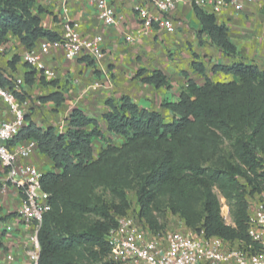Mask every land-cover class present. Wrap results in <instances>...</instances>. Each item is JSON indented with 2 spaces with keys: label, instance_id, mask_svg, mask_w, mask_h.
Masks as SVG:
<instances>
[{
  "label": "trees",
  "instance_id": "16d2710c",
  "mask_svg": "<svg viewBox=\"0 0 264 264\" xmlns=\"http://www.w3.org/2000/svg\"><path fill=\"white\" fill-rule=\"evenodd\" d=\"M32 3L0 0V45L9 34L27 51L41 39L59 40L41 26L42 10L33 14ZM192 13L200 25L199 42L206 36L226 56L237 54L227 25L195 6ZM192 56L190 67L204 84L198 86L182 73L187 82L178 101L160 104L171 113L169 122L160 112L138 107L128 96L106 100L104 132L96 119L79 109L71 110L62 133L38 128L25 117L27 124L11 144L35 141L56 171L44 172L40 180L50 210L37 232L36 264H111L103 262L109 253L105 236L116 217L130 211L129 190L136 196L135 216L153 232L161 231L159 217L167 212L183 227L201 229L206 237L250 244L247 228L256 201L250 199L264 194V70L242 61L213 65L211 74L232 77L213 82L198 56ZM18 61L13 56L8 68L14 71ZM78 62L94 65L87 58ZM27 68L24 83L32 86L37 73ZM134 78L155 89L169 88L160 70L139 69ZM0 84L12 87L2 74ZM38 100L56 107L64 102L59 92ZM108 135L122 138L123 143H113ZM94 140L103 143L96 155ZM220 198L229 207L232 224L221 215Z\"/></svg>",
  "mask_w": 264,
  "mask_h": 264
},
{
  "label": "built area",
  "instance_id": "2783aa9c",
  "mask_svg": "<svg viewBox=\"0 0 264 264\" xmlns=\"http://www.w3.org/2000/svg\"><path fill=\"white\" fill-rule=\"evenodd\" d=\"M74 0H49L51 9L57 13L61 25L59 40L44 41L37 49L23 56V63L35 70L38 77L55 80L56 73L47 68L42 57L52 49L59 50L67 60L87 58L94 62L104 59L103 38L95 35L85 38L80 33L77 22L70 20V4ZM95 11L97 20L105 27H116L120 17L116 4L126 0H82ZM147 6L133 8L139 30L136 35L125 36V41H133L151 32L172 35L181 26V19L173 14L179 4L195 6L204 13L217 17L224 11L241 13L255 0H145ZM101 83L94 82L89 88L98 90ZM17 85L0 84V102L8 110L10 120L0 121V165L6 170L7 181L19 193L20 205L14 213L15 220L23 225L32 226L30 243L34 250L33 264L37 263L39 244L37 232L43 216L50 210L49 195L40 186L42 172L21 163L29 157L36 142L27 140L24 145L14 146L12 140L27 124L28 102L17 98ZM62 128V127H60ZM15 227L6 225L5 231ZM247 234L250 244L239 241H225L217 237H206L198 231L174 232L171 230L151 231L135 214L127 213L116 219L105 236L109 247L106 259L111 264H264V196L254 201L248 221Z\"/></svg>",
  "mask_w": 264,
  "mask_h": 264
},
{
  "label": "crops",
  "instance_id": "0c3cea01",
  "mask_svg": "<svg viewBox=\"0 0 264 264\" xmlns=\"http://www.w3.org/2000/svg\"><path fill=\"white\" fill-rule=\"evenodd\" d=\"M137 5L147 6L148 3H146L145 0H126L123 3H117L115 8L120 17L119 24L116 27H105L97 20L94 9L86 2L82 0L72 1L69 13L70 20L79 24L80 33L85 38H92L95 35L102 36L104 59L100 62H94L93 67H91L85 63H79L78 59L67 61L62 57L59 51L53 49L48 54L44 55L42 60L47 68H54L56 70V79L47 80L42 78L43 80L41 83L40 79L36 76L32 86H27L24 83V74L28 71V68L23 63L22 59L24 54L28 51L20 44L17 37H13L10 34L7 35L6 42L0 45V74H2V77L12 87L17 85L18 93L16 95H19L21 100L28 102L26 117H28L38 128L45 130L52 127L56 133H62L67 124V119L71 110L79 109L83 111L86 116L96 119L100 125L101 131L104 132L105 129L102 115L108 112L107 106L103 107L104 109L100 114V117L92 115V113L89 114V112L94 109V103H97L101 99L104 100L105 98H108L107 95H105L106 93L104 90H110L111 88H114V86L119 85L120 83L122 84L121 80L124 77V75L122 76V73L125 74V76H128L129 73L133 74L134 71L136 73L139 69H144L148 72L160 70L161 72L166 73L165 71H167V68L158 66L160 65L159 63L151 62L152 66L149 69L144 68L145 65L143 64H140L139 66L132 63L133 57L132 54L129 55V53L135 52L136 49L133 51V48L140 45L138 42L141 41V43H143V41H148V39H150V37L144 35L140 38L135 37L133 41L130 42L125 41V36L134 37L139 30V25L136 22L133 12V8ZM257 7L258 3L255 2V4L245 7L241 13L233 14L230 10H226L221 15L215 17L217 23L225 24L227 26L233 24L242 28V39H240L241 41L236 42L238 51H240L242 47L246 53L255 54L257 51L256 49H259L260 47V43H254L253 39L248 40L247 37L248 33H253L255 31V27L253 26V29H251V27L245 24L246 19ZM38 9L42 10L41 14H38ZM30 10L33 14L39 15L41 26L44 29L60 35L62 31L61 25L57 13L51 9L49 0H33ZM173 14L179 18L182 17L184 24H187V18H189L190 15L194 16L192 13V6H189L188 4H179ZM196 23L198 27L199 23L197 20ZM175 33L172 35L164 34L168 36L166 41L167 46L181 44L178 43V41L182 40L183 34ZM153 34L162 33L154 31ZM257 36H259V34ZM255 39L262 41V36ZM44 41L45 40L43 39L39 40L34 49H37ZM122 43L126 44V46ZM239 44L241 45L239 46ZM183 51L186 52V50ZM106 54H109V56L114 59L118 58V60L115 59L116 62L114 60L112 61L115 65L114 67H111V69L106 64ZM13 56H18L19 61L14 65V71H11L8 68V62L11 61ZM118 63H125L126 65H122L126 67V69L120 67ZM256 65L261 70H264L261 65L257 63ZM97 79L99 80L96 81ZM90 82L101 83L102 87L93 91L89 88V85L91 84ZM142 86L145 87L148 92L154 94L155 97L157 95L162 96L163 88L155 89L149 85L140 84V87ZM54 92L62 94L64 102L61 106L56 107L53 102H39L38 99L40 97H45ZM123 96H128L138 107L147 109L145 100L139 99L138 101H134L128 93H125ZM103 105H105V103H103ZM155 111L159 110L155 109ZM159 112L161 113V111ZM1 120H10L8 110L2 102H0V121ZM27 142L28 141H22L13 145L16 147L24 145ZM121 143H123V141H119L117 144L120 145ZM94 151L96 155L98 150L94 148ZM20 162L36 167L42 173L47 171L56 172L53 169L51 161L39 153L37 145L30 150L29 157L25 160H20ZM263 196L264 194L255 195L250 199V202ZM19 205L20 197L18 190L7 181L6 170L0 165V226L2 221H4L5 224L3 228L0 227V230L3 229V233L0 232V264H32L34 250L35 252H38L36 248L33 249V251L30 249L29 230H32V226H26L23 224L19 226L14 224L13 222L16 221L14 215L5 218V216L13 214ZM10 223L15 228L13 231H5L6 225H9ZM180 230L182 232L189 231L186 227H183V229Z\"/></svg>",
  "mask_w": 264,
  "mask_h": 264
},
{
  "label": "rangeland",
  "instance_id": "374dc122",
  "mask_svg": "<svg viewBox=\"0 0 264 264\" xmlns=\"http://www.w3.org/2000/svg\"><path fill=\"white\" fill-rule=\"evenodd\" d=\"M255 2L258 3V7L255 8V10L250 14V16L245 21V24L251 27V29H253V26L255 27L254 29L255 31L253 33L250 32L247 34L248 40L253 39L254 43H260V47L259 49L258 48L256 49L257 51L255 54L246 53V51L243 50V48L241 47V50L240 51L237 50V54L234 57L230 58L226 56L221 50L215 48L210 43L208 37L203 36L199 42V40L196 38V33L197 31H199L200 25H198L197 27V23L194 16L190 15L189 18H187V24H184L182 17H180L181 26L176 30V33L183 34L182 40L178 41V43L181 44H174L173 46H167L166 41L168 36L164 34H153L154 32H151L147 34V36L150 37L148 41H143V43H141V41L138 42L140 45H137L136 47L133 48V51L136 49L135 52L129 53V55L132 54L133 57L132 63L134 65L140 66V64H143L145 65L144 68L149 69L152 66L151 62H153V63H159L160 65L158 66L160 67L167 68V71H165L166 73H164V75L168 79L169 88H163L162 96L157 95L155 97V95L152 94L151 92H148L145 87L143 86L140 87V84L143 85V83H141L139 80L134 78L135 71L133 72V74L129 73L128 76H125V74L122 73V76L124 75V77L121 80L122 84L120 83L119 85L114 86V88H111L110 90H104V92L106 93L105 95H107L108 98H105L104 100L101 99L97 103H94L93 106L94 109L90 111L89 114L92 113V115H96L97 117H100V114L103 112L104 109L103 107L106 106V104L103 105V103H105L106 100L112 99L114 101H117L119 98L125 95V93H128V95L134 101H138L139 99L145 100L148 110L155 111V109H157L161 111V115L164 117V120L166 122H169L171 120V113L167 110L162 109L160 107V104L162 101H166L169 103H175L178 101L179 93L186 87V82H187V79L182 75V73L186 72L188 77L194 80L198 84V86L204 84V78L198 75L197 73H195L190 67V63L191 61H193V56H192L193 54L198 56L197 61L202 63L206 68V77L213 82H228L232 80V77L230 76H225L222 74H211L209 70L213 65H225L233 61H242L246 64L256 65L257 63L264 68V0H255L253 4H255ZM229 26H228L229 40L232 43H234V45L237 47L236 42H239L241 41L240 39H242L241 36L242 28H239L237 25H233V24H230ZM258 34L259 36H257ZM260 35L262 36V41L255 39L257 37H261ZM124 45L126 46V44ZM240 45L241 44H239V46ZM183 50H186V52H184ZM59 52L61 53L62 57L65 60H67L64 57L63 53L61 51ZM105 59H106V64L107 66L110 67V69L115 65L113 64L112 61L114 60L116 62V60H118V58H115L116 59L115 60L114 58L109 56V54H106ZM122 64L126 65L125 63H118L120 67L126 69V67H124ZM50 69H52L54 72L56 71L54 68H50ZM98 80L99 79H97L96 81ZM90 83L91 84L89 86H91L94 82H90ZM109 137L113 140L112 142L115 144L119 143V141H123L122 138L117 137L115 135L114 136L110 135ZM93 144L96 150H98L103 145L102 142L96 140L93 141ZM127 199L130 204L129 210L133 211L132 213L128 211V213L132 215L135 212L134 210L137 208L136 196L132 190H129L127 192ZM220 203H221V215L225 223L232 224V220L229 215V207L226 205L225 200L223 198H220ZM14 213L11 215H14ZM122 216H118V217H122ZM118 217H116V219ZM13 223L19 226L21 225L17 221H14ZM159 223L161 230L167 229L174 232H180L181 231L180 229H183L180 219L177 216H171L167 212H163L160 215ZM4 226H5L4 221H2L0 227L3 228ZM2 231L3 229L0 230L1 233H3ZM29 231L33 232L31 229ZM30 232H29V239H30V235L32 234ZM30 249L31 251H33L34 249L31 243H30ZM107 261L108 260L106 258L103 259V262H107Z\"/></svg>",
  "mask_w": 264,
  "mask_h": 264
}]
</instances>
